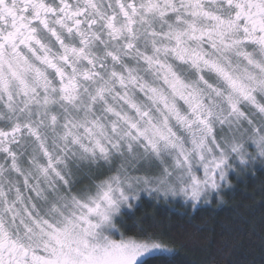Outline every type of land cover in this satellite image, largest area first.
<instances>
[{
    "label": "snow or ice",
    "instance_id": "obj_1",
    "mask_svg": "<svg viewBox=\"0 0 264 264\" xmlns=\"http://www.w3.org/2000/svg\"><path fill=\"white\" fill-rule=\"evenodd\" d=\"M241 186L264 207V0H0V264H174L123 217Z\"/></svg>",
    "mask_w": 264,
    "mask_h": 264
},
{
    "label": "trees",
    "instance_id": "obj_2",
    "mask_svg": "<svg viewBox=\"0 0 264 264\" xmlns=\"http://www.w3.org/2000/svg\"><path fill=\"white\" fill-rule=\"evenodd\" d=\"M213 209L193 213L144 199L123 217L124 228L158 231L175 252L174 264H264V207L254 189L241 186L225 197L222 209Z\"/></svg>",
    "mask_w": 264,
    "mask_h": 264
},
{
    "label": "rangeland",
    "instance_id": "obj_3",
    "mask_svg": "<svg viewBox=\"0 0 264 264\" xmlns=\"http://www.w3.org/2000/svg\"><path fill=\"white\" fill-rule=\"evenodd\" d=\"M170 204L173 205V204H178V203H169V205H170ZM173 208H174V206H173ZM134 209H135V208L131 209V212H132Z\"/></svg>",
    "mask_w": 264,
    "mask_h": 264
}]
</instances>
